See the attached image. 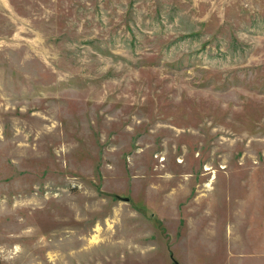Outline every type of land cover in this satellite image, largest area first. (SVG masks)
Masks as SVG:
<instances>
[{
  "label": "rangeland",
  "instance_id": "rangeland-1",
  "mask_svg": "<svg viewBox=\"0 0 264 264\" xmlns=\"http://www.w3.org/2000/svg\"><path fill=\"white\" fill-rule=\"evenodd\" d=\"M264 264V0H0V264Z\"/></svg>",
  "mask_w": 264,
  "mask_h": 264
},
{
  "label": "water",
  "instance_id": "water-1",
  "mask_svg": "<svg viewBox=\"0 0 264 264\" xmlns=\"http://www.w3.org/2000/svg\"><path fill=\"white\" fill-rule=\"evenodd\" d=\"M176 264V263H175Z\"/></svg>",
  "mask_w": 264,
  "mask_h": 264
}]
</instances>
